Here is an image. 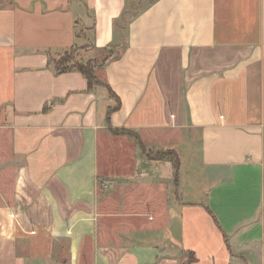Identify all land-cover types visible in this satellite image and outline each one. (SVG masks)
<instances>
[{
    "label": "crops",
    "instance_id": "obj_1",
    "mask_svg": "<svg viewBox=\"0 0 264 264\" xmlns=\"http://www.w3.org/2000/svg\"><path fill=\"white\" fill-rule=\"evenodd\" d=\"M131 3L0 0V264H264V0Z\"/></svg>",
    "mask_w": 264,
    "mask_h": 264
},
{
    "label": "trees",
    "instance_id": "obj_2",
    "mask_svg": "<svg viewBox=\"0 0 264 264\" xmlns=\"http://www.w3.org/2000/svg\"><path fill=\"white\" fill-rule=\"evenodd\" d=\"M89 45L74 47L70 50L66 51L61 55L58 59L55 60L54 68L56 73H63L66 71H77L82 74V76L87 81L88 89H92L94 86H103L107 92L109 97L114 100L115 105L109 106L106 111V122L110 123V116L113 112L119 110L121 106V102L116 93L111 89L108 83L101 76L102 68L105 64L111 59H117L120 56V51L122 50V46L109 44L102 49L103 52H106L100 58H92L86 62H79L76 58L79 52L87 49ZM47 107H44L46 110ZM113 133H128L129 131L125 129H111ZM129 134V133H128ZM139 141L138 136H135ZM139 145L142 153L149 159L154 160H168L171 162L174 175L177 177L179 166H180V158L176 151L174 150H165V151H156L153 152L151 150L146 149L141 142L139 141ZM188 263L195 260V256L192 252L188 253Z\"/></svg>",
    "mask_w": 264,
    "mask_h": 264
},
{
    "label": "rangeland",
    "instance_id": "obj_3",
    "mask_svg": "<svg viewBox=\"0 0 264 264\" xmlns=\"http://www.w3.org/2000/svg\"><path fill=\"white\" fill-rule=\"evenodd\" d=\"M152 1L153 0H132V3H131L132 11L131 12L133 13V12H137V11L141 10L142 8H144L146 5H148ZM81 53L82 52H79V54L77 56H79ZM105 53L106 52L100 51V54H98L97 58H100ZM127 136L130 137L131 139L135 138L134 136H131V135H127ZM133 140H135V139H133ZM136 144L140 147L138 140H136ZM140 151H141V149H140ZM99 184H100L99 187L105 188L104 187L105 184H103V182L99 183ZM105 186L107 187V184Z\"/></svg>",
    "mask_w": 264,
    "mask_h": 264
}]
</instances>
